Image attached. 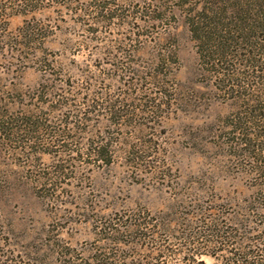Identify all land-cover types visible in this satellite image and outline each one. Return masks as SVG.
Wrapping results in <instances>:
<instances>
[{
  "label": "rangeland",
  "instance_id": "obj_1",
  "mask_svg": "<svg viewBox=\"0 0 264 264\" xmlns=\"http://www.w3.org/2000/svg\"><path fill=\"white\" fill-rule=\"evenodd\" d=\"M194 2L0 0V262L59 264L138 208L262 219L229 130L241 99L199 63ZM150 8L159 20L145 22ZM82 100L97 105L84 113ZM92 140L107 160L87 153Z\"/></svg>",
  "mask_w": 264,
  "mask_h": 264
},
{
  "label": "trees",
  "instance_id": "obj_2",
  "mask_svg": "<svg viewBox=\"0 0 264 264\" xmlns=\"http://www.w3.org/2000/svg\"><path fill=\"white\" fill-rule=\"evenodd\" d=\"M192 5L185 22L200 65L227 95L241 99L229 130L239 136L238 144L257 180L254 199L263 209L262 219L209 211L162 221L138 208L99 224L102 235L95 245L84 253H64L59 264H264V0H195ZM153 10L145 22L159 20ZM37 27L35 23L21 27V36L34 34ZM93 97L86 98L85 92L81 99L93 101ZM82 103L86 107L79 111L84 113L97 105ZM107 103L109 109L116 106ZM108 146L107 141L92 140L87 153L107 160ZM203 255L212 261L206 262ZM8 258L5 255L0 264H13Z\"/></svg>",
  "mask_w": 264,
  "mask_h": 264
}]
</instances>
